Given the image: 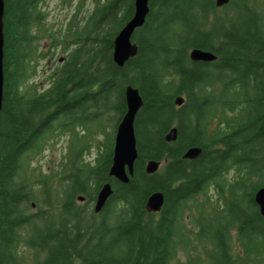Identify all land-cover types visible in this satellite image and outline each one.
Returning a JSON list of instances; mask_svg holds the SVG:
<instances>
[{
  "label": "trees",
  "instance_id": "16d2710c",
  "mask_svg": "<svg viewBox=\"0 0 264 264\" xmlns=\"http://www.w3.org/2000/svg\"><path fill=\"white\" fill-rule=\"evenodd\" d=\"M133 1L94 0L62 32L44 25L42 0H4L0 264H264L254 201L264 186V0H149L132 34L137 53L118 66L113 38ZM42 39L48 52L67 53L41 87L33 76L48 55ZM192 48L216 57L193 61ZM127 84L143 103L138 156L122 183L108 175L113 141L94 163L83 155L96 131L107 134V119H121ZM172 126L177 137L166 141ZM64 130L75 137L60 169L28 178V156ZM190 146L201 148L195 159L182 157ZM149 159L160 162L153 173ZM106 181L113 192L95 212ZM156 190L164 203L148 212Z\"/></svg>",
  "mask_w": 264,
  "mask_h": 264
},
{
  "label": "water",
  "instance_id": "95a60500",
  "mask_svg": "<svg viewBox=\"0 0 264 264\" xmlns=\"http://www.w3.org/2000/svg\"><path fill=\"white\" fill-rule=\"evenodd\" d=\"M229 1L230 0H215V5L221 7ZM148 2L149 0L133 1L134 11L132 16L113 38L112 59L118 66H122L137 53L138 47L137 44L132 41V34L136 28L142 26L145 22L146 15L149 11ZM3 12L4 0H0V110L3 99ZM189 57L193 61L209 62L214 60L216 56L210 51L192 48L189 51ZM124 98L126 110L115 128L111 164L108 169V175L122 183L129 181V176L133 174L134 164L138 156L134 133V119L143 103L138 88L131 84L125 86ZM174 101L176 105H181L184 98L182 96H176ZM176 137V126H172L164 135L166 141H174ZM200 153V147L190 146L183 153L182 157L186 159H195ZM159 166V161L149 159L145 162V171L147 173H153L158 170ZM112 192L113 189L110 182L106 181L101 185L93 202V210L95 212H99L103 208ZM79 200H83V197L79 196ZM254 201L258 206L259 213L264 217V186L256 190L254 193ZM163 203V192L156 190L147 196L144 207L148 212H158L161 210Z\"/></svg>",
  "mask_w": 264,
  "mask_h": 264
},
{
  "label": "rangeland",
  "instance_id": "374dc122",
  "mask_svg": "<svg viewBox=\"0 0 264 264\" xmlns=\"http://www.w3.org/2000/svg\"><path fill=\"white\" fill-rule=\"evenodd\" d=\"M93 6L94 0H42L40 9L45 14L44 25L50 30H60L63 32L72 17H75L76 22L82 23L84 17H86L92 10ZM40 43L45 51L47 50L48 55L38 62L36 67L37 72L33 76V79L38 81V83L40 81L39 85L42 87L45 86L47 82L46 79L48 72L62 63L67 50L63 51L61 48H57L55 49L54 54H52L51 52H48L50 43L48 39H42ZM109 113L111 112H108L107 114ZM105 129L107 134L98 133V131L95 130L96 133L89 139L90 147L83 155L84 161L94 163V159L98 154V148L103 147L104 143L107 145L113 141L115 125L111 119H107ZM77 131L82 134L81 128L78 127ZM73 137H75V135L64 130L63 132L58 131V133H54L47 138L39 150L35 149L36 151L34 150L28 156V178L39 175H50L55 170L60 169V164L68 158L69 146L74 141ZM232 174L233 171L229 172V177ZM34 190H37V188L35 187ZM35 195H38L37 192Z\"/></svg>",
  "mask_w": 264,
  "mask_h": 264
}]
</instances>
